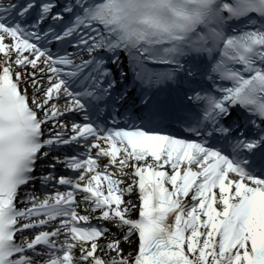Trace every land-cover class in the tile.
Returning <instances> with one entry per match:
<instances>
[{"label": "snow or ice", "instance_id": "obj_1", "mask_svg": "<svg viewBox=\"0 0 264 264\" xmlns=\"http://www.w3.org/2000/svg\"><path fill=\"white\" fill-rule=\"evenodd\" d=\"M0 264H264V0H0Z\"/></svg>", "mask_w": 264, "mask_h": 264}]
</instances>
